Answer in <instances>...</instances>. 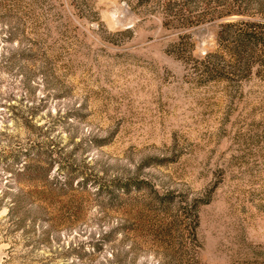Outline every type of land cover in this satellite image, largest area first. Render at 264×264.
Here are the masks:
<instances>
[{"label":"rangeland","instance_id":"obj_1","mask_svg":"<svg viewBox=\"0 0 264 264\" xmlns=\"http://www.w3.org/2000/svg\"><path fill=\"white\" fill-rule=\"evenodd\" d=\"M0 264H264V0H0Z\"/></svg>","mask_w":264,"mask_h":264}]
</instances>
